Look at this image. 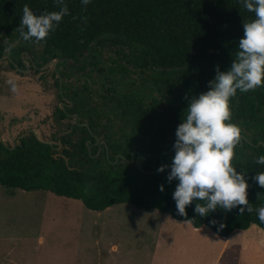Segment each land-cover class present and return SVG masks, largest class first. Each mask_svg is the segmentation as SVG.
<instances>
[{
    "label": "trees",
    "instance_id": "16d2710c",
    "mask_svg": "<svg viewBox=\"0 0 264 264\" xmlns=\"http://www.w3.org/2000/svg\"><path fill=\"white\" fill-rule=\"evenodd\" d=\"M26 4L36 14L60 7L56 0H0V38L7 40H0V57L4 46L15 43L41 45L40 64L71 58L54 71L63 103L55 119L71 122L49 142L33 131L22 133L11 145L0 140V186L51 191L94 211L123 203L158 209L195 228L207 226L219 236L252 224L264 230L256 212L264 205V188L252 179L264 172L255 162L264 154V87L238 91L230 99L231 122L240 129L232 165L249 184L252 212L217 209L199 217L194 201L181 216L172 197L177 182L167 181L168 168L157 171L162 162L172 161L174 133L188 100L208 90L217 66L220 71L230 67L243 35L242 22L253 19L254 13L239 0H91L86 6L81 0H64L68 14L45 40L36 42L20 36ZM105 50L114 55L112 63L97 58ZM100 63L107 75L100 76ZM148 68L152 87L138 90L130 69Z\"/></svg>",
    "mask_w": 264,
    "mask_h": 264
},
{
    "label": "rangeland",
    "instance_id": "374dc122",
    "mask_svg": "<svg viewBox=\"0 0 264 264\" xmlns=\"http://www.w3.org/2000/svg\"><path fill=\"white\" fill-rule=\"evenodd\" d=\"M0 40L2 44L7 41ZM33 48L39 52L42 46ZM54 69V64H50L42 72L23 73L13 69L5 56L0 59L1 141L11 145L29 130L40 139L52 141L55 134L67 130L71 121L55 119L61 101ZM132 210L138 209L123 203L94 211L80 200L60 197L51 191H11L0 186V264H208L206 249H216L214 253L222 251L218 248L222 241L212 237L217 236L212 230L208 238L201 239L182 226L183 237L167 236L164 243L171 247L172 258L153 260L137 244L143 239L142 229L147 230L148 223L131 220ZM153 211L161 216L160 210ZM167 218L178 222L171 216ZM158 227L159 223L150 231L157 233ZM113 242L119 245V253L109 251ZM239 243L243 248L241 264H264L263 240L233 239L224 251H238ZM126 248L132 252H126ZM234 261L229 258L222 263L236 264Z\"/></svg>",
    "mask_w": 264,
    "mask_h": 264
},
{
    "label": "clouds",
    "instance_id": "9594fccd",
    "mask_svg": "<svg viewBox=\"0 0 264 264\" xmlns=\"http://www.w3.org/2000/svg\"><path fill=\"white\" fill-rule=\"evenodd\" d=\"M91 0H81L88 5ZM254 18L242 22L243 35L238 41L235 59L226 71L216 68L208 82L209 87L198 96H192L175 130L174 155L166 168L167 181L175 180L172 197L177 213L186 215V207L195 201L193 211L207 217L220 209L231 212L238 208L242 214L253 209L247 199L249 184L242 172L232 165L234 148L240 139V129L231 122L230 99L237 95L264 87V0H239ZM59 10L36 14L27 4L23 7L19 32L25 41L45 40L50 32L68 14L64 0H56ZM257 165L264 166V154L258 155ZM264 188V172L253 177ZM163 191V185L160 186ZM239 206V207H238ZM257 218L264 223V205L256 209ZM211 223L218 222L212 220ZM218 227L222 229L223 223Z\"/></svg>",
    "mask_w": 264,
    "mask_h": 264
},
{
    "label": "crops",
    "instance_id": "0c3cea01",
    "mask_svg": "<svg viewBox=\"0 0 264 264\" xmlns=\"http://www.w3.org/2000/svg\"><path fill=\"white\" fill-rule=\"evenodd\" d=\"M10 194L13 195L12 193H10ZM137 209H138L137 211L136 210L131 211V213L129 215L130 219L136 220V221H138V223H142V222L148 223V225H146L147 230L142 229L143 234H144L143 239L138 240L137 244H141L142 251H147V253L152 256L153 260L159 259V258H163V259L167 260V259L172 258L171 257V255H172L171 247L170 246L168 247V244L164 245V243H165L167 236L177 237V234H178V235L183 237V233L180 230V227H182V226H186L188 228V230L193 232V234H195V232H196V234L194 236L199 237L201 239H203V238L206 239L211 234V232H210L211 229L207 226L195 228L193 226H190L192 224L190 222H187V221L176 220L178 222H170V220L167 217H169L171 215L168 213H164L162 211H161L162 212L161 216L159 217L157 212L155 213L153 211V210H158V209L142 210L144 208H138V207H137ZM146 223H144V224H146ZM157 223H159L158 231H157V233L153 234L150 231V229H153L154 225ZM212 235H214V234H212ZM212 237H215V240H217V241H222L221 245H219L220 247H218L220 250L222 249V251H216L214 253L213 251H215L216 249L209 250V249H206V247H205L204 249H206V251H208V253L205 254L208 257V264H223L222 261H226L229 258L232 259L233 261L235 260L236 264H241L242 259H240V251L243 249L241 247L242 243H239V250L238 251L236 250L235 252H233L234 254L231 252L227 253V251H224V250L230 245V241L233 239H243L246 237H256V238H260L261 240L264 241V230L262 228H260L258 225L252 224V225H250V227L248 229L236 230L228 236H219V235L216 236V235H214ZM237 242H239V240ZM96 244H97V242H96ZM146 245L148 246V248H146ZM151 246H154V249ZM140 250L141 249H139L137 251L140 252ZM109 251L112 253H119L121 250H120L119 245L116 244L115 242H113L111 244V246L109 247ZM125 251L126 252H132V251H129L128 248H126Z\"/></svg>",
    "mask_w": 264,
    "mask_h": 264
},
{
    "label": "flooded vegetation",
    "instance_id": "af4514ba",
    "mask_svg": "<svg viewBox=\"0 0 264 264\" xmlns=\"http://www.w3.org/2000/svg\"><path fill=\"white\" fill-rule=\"evenodd\" d=\"M42 51H43V48L41 49V51L37 52L33 48V46H30V47L24 46V45L17 46L14 44L12 47L4 46L3 53H2V56L0 57V59L2 57L4 58V56H5L7 62L9 64L11 63L13 65V67L12 66L11 67L13 69L19 71V72H23V73H27V72L30 73L32 71L42 72L50 64L47 67H45L44 69H42V67L47 62L52 60V59H50L47 62L40 64ZM106 51L107 50H105V51L101 52L99 55H97V58L101 61L109 59V63H112L113 61H111V59L114 57V55L110 54L109 52H106ZM11 56H13L14 59H12ZM18 59H20L21 61L19 62ZM55 59L56 58H53L54 61L51 63V64H54V66H55L54 71L56 70L57 64L63 62V61L55 62ZM65 60H68V59H65ZM69 62H72V59ZM100 65L102 66V69L99 72L100 76L107 75L108 72H107V69L105 67H103L104 66L103 63H100ZM65 67H66V65H65ZM65 67H64V69L67 71L66 68H69V67L68 66L66 68ZM170 68H173V67H167L166 69H170ZM156 69L163 70L164 68L163 67H157ZM69 71H71V69ZM69 71H67V72H69ZM130 72H132V74H131L132 78L136 79V81H137L136 85L138 87V90H146V91L150 90V86L152 83L149 82V78H147V77L148 76L150 77L151 75H153V72L149 68L146 70H142V71L139 70L137 72L134 71L133 69H130ZM57 75H58V72H57ZM60 82H62V79H60ZM154 93L156 94V92H154ZM61 105L63 106V103H61ZM29 131H32V130H29ZM47 142H49V141H47ZM98 143L101 144L102 141L98 140Z\"/></svg>",
    "mask_w": 264,
    "mask_h": 264
},
{
    "label": "water",
    "instance_id": "95a60500",
    "mask_svg": "<svg viewBox=\"0 0 264 264\" xmlns=\"http://www.w3.org/2000/svg\"><path fill=\"white\" fill-rule=\"evenodd\" d=\"M3 58V57H2ZM1 58V59H2ZM65 59H68L69 61H71V58H65V57H62V58H56L55 59V62H60V61H64ZM54 60L52 59V60H50L49 62H47L43 67H42V69H44L45 67H47L49 64H51L52 62H53ZM173 149H171L169 152H171ZM169 152H165L164 154H166V153H169ZM163 154V155H164ZM162 155V156H163ZM162 165H163V162H162Z\"/></svg>",
    "mask_w": 264,
    "mask_h": 264
}]
</instances>
